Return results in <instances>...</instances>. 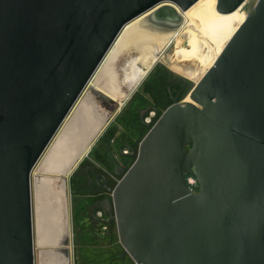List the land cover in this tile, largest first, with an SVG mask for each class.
<instances>
[{
    "label": "water",
    "instance_id": "water-1",
    "mask_svg": "<svg viewBox=\"0 0 264 264\" xmlns=\"http://www.w3.org/2000/svg\"><path fill=\"white\" fill-rule=\"evenodd\" d=\"M197 1L0 0V264L39 260L37 187L66 186L82 157L45 170L60 132L74 115L83 119L88 100L87 114L100 115L94 139L137 87L123 89L107 63L120 36L131 24L171 37ZM240 6L246 18L211 67L183 99L145 122L134 162L87 207L102 216L111 241L115 225L122 259L264 264V0H217L216 8ZM70 241H59V250Z\"/></svg>",
    "mask_w": 264,
    "mask_h": 264
},
{
    "label": "flooded vegetation",
    "instance_id": "flooded-vegetation-1",
    "mask_svg": "<svg viewBox=\"0 0 264 264\" xmlns=\"http://www.w3.org/2000/svg\"><path fill=\"white\" fill-rule=\"evenodd\" d=\"M192 82L194 81L188 74L172 65H167L159 58L137 85V89L135 88L120 105L94 139L92 134L100 115L92 117L91 114H86L87 116H84L82 120L79 114L74 115L68 126L72 128L70 131L73 135L71 136L70 133L67 135V144L61 148L59 157L66 165L77 153H82V157L78 165L72 168L66 186H62V181L43 183L53 185V197L61 206L65 205L66 197L70 194V199L68 196L72 209L70 215L68 217L67 213L61 212L60 218L63 239L68 236V225L72 226L74 223L78 226V237L84 241L86 247H89V241H98L102 238L97 234L102 233L105 228L100 221L102 216H94L90 211L91 206L96 200L104 199L105 189L115 187L125 168L134 162L136 158L134 150L138 149L141 140L149 130L145 122H150L161 114L175 102V98L183 99L191 89ZM140 86L142 87L138 89ZM98 109L104 112L101 108ZM54 164H56L55 161ZM43 187L39 191H43L44 196L48 192L47 188ZM87 207H90L89 211ZM113 226L114 224L111 226V233ZM106 228L109 227L106 226ZM107 247V245L104 246V248ZM95 251L93 255L97 263H100L102 250L95 249ZM121 252L122 250H119L115 258L121 264H131L129 255L122 259ZM77 260L79 264H86L88 257L78 254Z\"/></svg>",
    "mask_w": 264,
    "mask_h": 264
},
{
    "label": "bare ground",
    "instance_id": "bare-ground-1",
    "mask_svg": "<svg viewBox=\"0 0 264 264\" xmlns=\"http://www.w3.org/2000/svg\"><path fill=\"white\" fill-rule=\"evenodd\" d=\"M216 5L217 0H198L183 12L185 21L188 19L184 27L173 34V37L169 36L163 40L151 36L145 30H138L137 26L131 27L130 24L127 31L120 36L111 60L107 62L109 65L110 63L114 65L116 75L121 74V77L118 76L121 79V87L124 89L138 85L149 70L147 67L150 64L156 63L159 58L164 60L165 57L160 55V51L164 46L167 47L173 38L171 53L168 52L171 65L188 75H196L199 80L214 63L247 14L244 6L233 12L223 13L217 10ZM121 62L126 63V66L128 63H134L131 73L128 70H125V74L120 72ZM102 76L106 75L102 74ZM85 103L80 107L79 112L86 109L87 113L90 112L88 100H85ZM86 114L85 116L89 115ZM70 130L71 127L68 131ZM68 134L69 132L65 130L58 136V141L56 139L57 142L53 143L46 155L47 161L52 159L58 145Z\"/></svg>",
    "mask_w": 264,
    "mask_h": 264
},
{
    "label": "crops",
    "instance_id": "crops-1",
    "mask_svg": "<svg viewBox=\"0 0 264 264\" xmlns=\"http://www.w3.org/2000/svg\"><path fill=\"white\" fill-rule=\"evenodd\" d=\"M66 144V139L61 141L56 152L52 156V159L43 164L45 170H60L62 164L64 163L63 159L61 160L59 157L61 155L60 150L63 146L65 147ZM65 158L66 160L68 159L67 155H65ZM54 161L56 164H54ZM77 163L75 164V166L78 165ZM70 173L71 172H69V175ZM43 188H47L48 192L44 196H42V199L44 198L43 205H37V196H35L34 206V224L36 230V238L38 240L40 239V248H43V251L39 254V260H37V264H68V254L71 255V264H79L77 260L78 254L87 255L88 260L86 261V264H121L117 260V258H115L117 252L123 249L121 243L119 242L115 225L113 226L114 228L112 231V241L110 239V236H105L102 231V233H97L98 236H102V238H100L98 241H89V247H86L84 241L80 240L78 236L74 238L71 231L72 226L69 225L68 236L66 239H63L61 237L60 218L61 212L67 213L68 217L70 215V212L72 210L71 205L69 204V199L71 198L70 194H68L69 199L65 201V205L61 206L58 204V202H56L55 197H53V186H44ZM40 201L41 200L39 199V202ZM69 238L71 240L70 246H68L70 247V249L64 246L62 250H59L60 248H58L57 246L59 241H65ZM106 245L108 247L104 248V246ZM95 249L102 250V253L100 255V263H97V259H95V256L93 255L96 252ZM130 262L132 264V262L134 261L130 258Z\"/></svg>",
    "mask_w": 264,
    "mask_h": 264
},
{
    "label": "rangeland",
    "instance_id": "rangeland-1",
    "mask_svg": "<svg viewBox=\"0 0 264 264\" xmlns=\"http://www.w3.org/2000/svg\"><path fill=\"white\" fill-rule=\"evenodd\" d=\"M188 21V19H186V21L183 23V25L181 26V28L179 29V30H181L183 27H184V25L186 24V22ZM173 40H174V38H173ZM172 40V41H173ZM171 41V42H172ZM169 43V45L167 46V47H165L162 51H161V56L164 58V60L162 59V58H160L161 60H163V61H165V63L167 64V65H171V61L169 60V58H168V52L170 51V49L172 48V43ZM157 62V61H156ZM169 62V63H168ZM122 63V62H121ZM126 63H122V65L120 66V68H119V70H120V72L121 73H123V74H125V70H128V72L129 73H131V71L133 70V67H134V63H128L127 64V66L125 65ZM124 65V66H123ZM148 73V72H147ZM146 73V74H147ZM117 76H120L121 77V74H118ZM192 79H193V81L194 82H192V87L195 85V83H196V81L198 80L197 78H196V75H189ZM127 77V76H126ZM124 79H125V76H124ZM142 81V80H141ZM93 82V81H92ZM139 85V84H138ZM141 85H143V84H141ZM142 86H140L138 89H140ZM191 87V88H192ZM137 89V88H136ZM190 91V90H189ZM93 104H94V102H93ZM72 115V114H71ZM69 120V119H68ZM67 132H69L68 130H69V127L68 128H66L65 129ZM64 130V131H65ZM62 132V131H61ZM60 132V133H61ZM70 133V135H72L71 134V132H69ZM59 138V137H58ZM58 138H56L57 139V141H58ZM72 138V137H71ZM55 139V140H56ZM56 141V142H57ZM46 158L47 157H45V159H44V161H43V163H42V165L44 164V163H46L47 162V160H46ZM187 179H188V183H189V185H190V187L191 188H193V189H195V190H197L198 189V186H199V183H198V181H197V179H196V176L192 173V172H190V173H188V175H187ZM36 203H37V205H43V202H44V198L42 199V196H43V191H39V187H37V190H36ZM39 199L41 200L40 202H39ZM71 231H72V233H73V236H74V238L75 237H77L78 236V234H77V232H78V226H77V224L76 223H74V224H72V229H71ZM77 240V239H76ZM82 256H80V258H81Z\"/></svg>",
    "mask_w": 264,
    "mask_h": 264
}]
</instances>
